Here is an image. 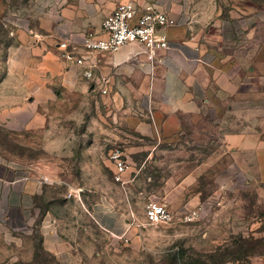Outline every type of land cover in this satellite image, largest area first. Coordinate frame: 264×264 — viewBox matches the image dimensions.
I'll list each match as a JSON object with an SVG mask.
<instances>
[{
	"label": "rangeland",
	"instance_id": "374dc122",
	"mask_svg": "<svg viewBox=\"0 0 264 264\" xmlns=\"http://www.w3.org/2000/svg\"><path fill=\"white\" fill-rule=\"evenodd\" d=\"M70 1L0 0V82L18 32L60 25L57 5ZM214 1L220 12L203 27L196 74L206 115L176 136L141 134L86 94L27 100L18 112L0 103V161L41 180L36 224L47 215L67 241L66 260L42 250L39 264H264V0ZM236 132L262 149L249 175L236 165ZM115 149L128 162L125 184L113 180ZM102 200L122 212L114 229L90 214ZM152 200L173 219L150 223Z\"/></svg>",
	"mask_w": 264,
	"mask_h": 264
},
{
	"label": "crops",
	"instance_id": "0c3cea01",
	"mask_svg": "<svg viewBox=\"0 0 264 264\" xmlns=\"http://www.w3.org/2000/svg\"><path fill=\"white\" fill-rule=\"evenodd\" d=\"M122 2L139 10L153 7L168 12L180 24L164 30L173 48L159 52L152 65L146 54L130 59L139 50L137 45L99 54L96 74L107 78L103 86L97 79L84 77L82 66L64 60L59 44L69 40L71 47L83 52L84 37L89 32L102 34L103 20ZM57 8L62 15L60 25L36 34L21 30L17 42L9 46L6 73L0 82L1 105L12 103L18 112L27 100L42 105L60 100L65 93L86 94L92 107L104 103L120 112L128 127L163 137L178 135L206 115L208 101L202 96L204 88L196 74L197 62L203 56V27L211 19L216 22L220 12L214 0H71ZM102 87L107 93H101ZM95 93H101L100 99H94ZM245 121L249 127L251 119ZM244 138V132L231 134L236 165L249 175L260 162L262 149L242 146ZM41 188L40 179L16 172L0 161V264H39L36 232L44 251L59 260L68 258L67 241L57 223L45 215L36 224ZM90 214L107 230L114 229L122 217V212L105 200L92 205Z\"/></svg>",
	"mask_w": 264,
	"mask_h": 264
},
{
	"label": "built area",
	"instance_id": "2783aa9c",
	"mask_svg": "<svg viewBox=\"0 0 264 264\" xmlns=\"http://www.w3.org/2000/svg\"><path fill=\"white\" fill-rule=\"evenodd\" d=\"M180 24V20L168 12L153 7L142 10L130 2L120 3L115 10L102 22V34L89 32L81 42L83 52H78L77 46H70V41H62L61 57L66 61L82 66L83 76L88 80H95L105 85L107 78L96 74L99 68L98 55L114 53L126 45H137L130 59L135 60L141 54H146L150 65L157 60L158 54L173 48L170 39L164 30ZM101 93L107 89L100 88ZM113 162V179L115 182L125 184V174L128 171V162L124 152L115 149L111 152ZM79 192H70L69 196H76ZM147 220L152 224L167 223L173 219V214L167 205L158 201H150L145 210Z\"/></svg>",
	"mask_w": 264,
	"mask_h": 264
},
{
	"label": "trees",
	"instance_id": "16d2710c",
	"mask_svg": "<svg viewBox=\"0 0 264 264\" xmlns=\"http://www.w3.org/2000/svg\"><path fill=\"white\" fill-rule=\"evenodd\" d=\"M36 249H37L36 256H38V251H42V250L44 251L42 244L38 242L36 244ZM173 258L176 260V255ZM194 264H201V263L196 262Z\"/></svg>",
	"mask_w": 264,
	"mask_h": 264
}]
</instances>
